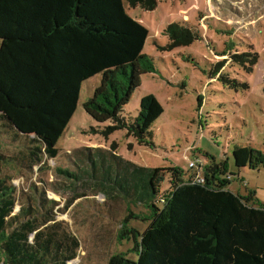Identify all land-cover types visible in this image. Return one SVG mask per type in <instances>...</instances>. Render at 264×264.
<instances>
[{"label": "trees", "instance_id": "trees-1", "mask_svg": "<svg viewBox=\"0 0 264 264\" xmlns=\"http://www.w3.org/2000/svg\"><path fill=\"white\" fill-rule=\"evenodd\" d=\"M123 1L146 11L157 5L156 0H0V136L14 147L0 149V264H70L78 257V239L56 220L72 201L59 210L43 189L21 194L9 169L33 173L44 158L58 155L53 143L72 115L81 83L100 77L82 107L95 122L113 125L104 135L124 130L153 146L150 129L163 108L152 94L141 98L136 118L125 120L124 107L141 77L156 68L143 53L149 31L127 14ZM164 35L171 50L198 39L179 23L167 25ZM250 56L233 57L253 66L256 56ZM232 155L240 171L264 168V154L255 148L238 146ZM87 159L90 172L80 173L106 192L145 206L152 217L134 258L119 253L107 264H264V205L252 193L241 196L228 188V160L209 157L201 178H194L179 168L138 166L113 146L89 149ZM165 178L170 189L161 196ZM132 235L135 241L137 232Z\"/></svg>", "mask_w": 264, "mask_h": 264}, {"label": "rangeland", "instance_id": "rangeland-1", "mask_svg": "<svg viewBox=\"0 0 264 264\" xmlns=\"http://www.w3.org/2000/svg\"><path fill=\"white\" fill-rule=\"evenodd\" d=\"M156 1L152 11L123 1L127 14L149 31L143 53L156 68L141 77V86L124 107L125 120L136 118L141 98L152 94L163 108L150 129L153 146L138 143L124 130L104 135L105 127L113 125L99 124L85 113L82 104L99 83L97 75L78 87L72 115L53 143L58 155L44 158L33 173L9 169L21 194L32 195L33 187L43 189L47 199L58 202L59 210L72 201L56 218L80 243L78 257L70 264H107L119 253L134 258L139 237L152 220L145 206L106 192L80 173L90 172L89 149L113 146L138 166L179 168L197 178V169L202 172L209 157L228 160V188L241 196L252 193L253 200L264 205V168L240 171L232 155L238 146L264 154V0ZM172 23L189 28L198 39L189 46L167 48L164 30ZM238 54L254 55L256 63L241 64L233 57ZM0 149L9 152L14 147L0 136ZM189 162L197 168L189 169ZM63 172L81 174V179L75 181ZM160 184L162 196L170 185L167 178ZM81 195L85 196L76 198Z\"/></svg>", "mask_w": 264, "mask_h": 264}, {"label": "built area", "instance_id": "built-area-1", "mask_svg": "<svg viewBox=\"0 0 264 264\" xmlns=\"http://www.w3.org/2000/svg\"><path fill=\"white\" fill-rule=\"evenodd\" d=\"M188 164H189L188 167L191 170L194 169V168H197V165L194 162H189ZM197 172H198V178H201L200 176H201V173L202 172H200V169L199 168L197 169ZM194 178H197V176H195Z\"/></svg>", "mask_w": 264, "mask_h": 264}, {"label": "crops", "instance_id": "crops-1", "mask_svg": "<svg viewBox=\"0 0 264 264\" xmlns=\"http://www.w3.org/2000/svg\"><path fill=\"white\" fill-rule=\"evenodd\" d=\"M134 163V162H133ZM136 164V163H135ZM232 191V190H231ZM233 192V191H232ZM234 193H236V194H240V192L238 191V192H234ZM240 195H242V194H240Z\"/></svg>", "mask_w": 264, "mask_h": 264}]
</instances>
